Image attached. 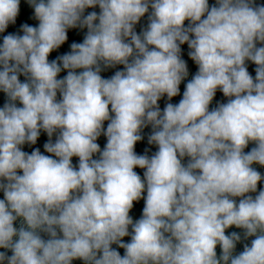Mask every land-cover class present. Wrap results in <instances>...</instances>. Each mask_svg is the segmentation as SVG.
I'll use <instances>...</instances> for the list:
<instances>
[{
    "label": "clouds",
    "instance_id": "obj_1",
    "mask_svg": "<svg viewBox=\"0 0 264 264\" xmlns=\"http://www.w3.org/2000/svg\"><path fill=\"white\" fill-rule=\"evenodd\" d=\"M25 3L38 23L7 32L0 0V264H264V3Z\"/></svg>",
    "mask_w": 264,
    "mask_h": 264
}]
</instances>
